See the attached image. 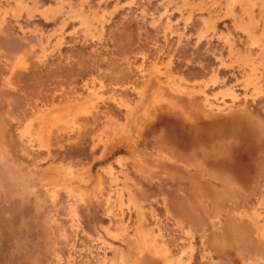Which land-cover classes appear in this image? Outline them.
Returning <instances> with one entry per match:
<instances>
[{"label": "rangeland", "instance_id": "1", "mask_svg": "<svg viewBox=\"0 0 264 264\" xmlns=\"http://www.w3.org/2000/svg\"><path fill=\"white\" fill-rule=\"evenodd\" d=\"M0 264H264V0H0Z\"/></svg>", "mask_w": 264, "mask_h": 264}]
</instances>
